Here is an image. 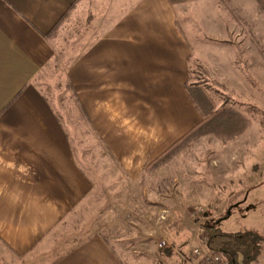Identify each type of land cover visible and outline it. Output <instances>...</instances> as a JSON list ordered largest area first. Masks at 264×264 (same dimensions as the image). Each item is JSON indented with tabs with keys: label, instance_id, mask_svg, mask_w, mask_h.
Masks as SVG:
<instances>
[{
	"label": "crops",
	"instance_id": "1",
	"mask_svg": "<svg viewBox=\"0 0 264 264\" xmlns=\"http://www.w3.org/2000/svg\"><path fill=\"white\" fill-rule=\"evenodd\" d=\"M254 1L0 0V243L29 264H127L98 231L65 247L51 236L94 187L61 105L45 88L55 58L51 38L63 19L83 10L86 21L84 44L66 71L69 95L89 137L137 179L205 124L206 106L189 91L193 50L200 58L211 57L210 45L236 50L216 22L232 5L248 10ZM190 6L213 35L191 29ZM250 133L234 140L249 144ZM252 182L250 188L263 184Z\"/></svg>",
	"mask_w": 264,
	"mask_h": 264
},
{
	"label": "rangeland",
	"instance_id": "2",
	"mask_svg": "<svg viewBox=\"0 0 264 264\" xmlns=\"http://www.w3.org/2000/svg\"><path fill=\"white\" fill-rule=\"evenodd\" d=\"M254 2L248 10L232 5L221 12L220 24L216 22L221 38L236 50L227 49L228 43L210 45L211 57L200 58L193 46L190 79L195 83L189 84V91L201 109L206 106L207 114L228 108L224 122L218 117L203 125L156 165L157 170L147 168L137 179L119 169L89 137L69 95L66 71L84 44L86 21L83 10L62 20L51 38L55 58L45 88L61 105L78 161L94 187L54 229L55 244L69 246L98 231L113 241L127 264H202L194 250L206 252L205 226L213 224L225 232L256 233L258 252L249 264H264V7ZM188 14L195 34L213 35L196 7L190 6ZM232 22L236 24L231 27ZM252 45L254 53L247 50ZM247 129L249 144L234 140ZM249 180L263 184L250 188ZM163 237L166 248L158 246ZM22 258L0 243V264H29Z\"/></svg>",
	"mask_w": 264,
	"mask_h": 264
},
{
	"label": "trees",
	"instance_id": "3",
	"mask_svg": "<svg viewBox=\"0 0 264 264\" xmlns=\"http://www.w3.org/2000/svg\"><path fill=\"white\" fill-rule=\"evenodd\" d=\"M257 1L259 2V5L264 7V2L262 0ZM227 109L228 108L211 110L210 113H208V115L203 119L206 121L204 125L209 126L218 117L222 118L224 116L223 111ZM227 123L231 125V123ZM201 126L203 127V125ZM245 126L246 124H244L239 131H243ZM201 128H197L195 130H201ZM195 130L188 132L187 134L179 138L176 142H174L171 147H169L163 154H161L157 158V163L159 164L160 162H164L170 156H172L180 143L188 138L191 133L195 132ZM205 229L208 233V240L206 243L207 247L210 249L221 251L229 264H249L252 260L255 259L258 252V242L260 240V237L256 233L252 231L236 233L225 232L222 231L218 225L213 224L206 225Z\"/></svg>",
	"mask_w": 264,
	"mask_h": 264
},
{
	"label": "built area",
	"instance_id": "4",
	"mask_svg": "<svg viewBox=\"0 0 264 264\" xmlns=\"http://www.w3.org/2000/svg\"><path fill=\"white\" fill-rule=\"evenodd\" d=\"M197 211H199V208L197 209ZM158 246L160 248H166L168 246L166 238L163 237L158 243ZM194 253L197 257L200 258L202 264H229L221 251L210 250L206 247L205 253H202L199 249H195Z\"/></svg>",
	"mask_w": 264,
	"mask_h": 264
}]
</instances>
